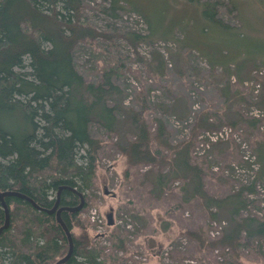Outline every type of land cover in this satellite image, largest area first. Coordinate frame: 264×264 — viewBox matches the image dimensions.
<instances>
[{"label":"rangeland","instance_id":"rangeland-1","mask_svg":"<svg viewBox=\"0 0 264 264\" xmlns=\"http://www.w3.org/2000/svg\"><path fill=\"white\" fill-rule=\"evenodd\" d=\"M82 3L84 18L98 33L108 36L118 29L134 32L141 40L132 44L121 36L111 41L99 35L92 44L79 42L73 53L79 71L86 78L98 79V69L111 65L119 55L124 66L117 80L120 90L113 100L114 131L106 132L95 119L89 123L90 133L102 140L104 149L99 153L95 184L84 193L86 206L79 217L85 226L75 224L71 232L78 237L85 231L91 242L102 248L100 259L111 253L129 256L128 264L219 263L220 245L211 250L207 243L196 244L185 232L201 226L206 237L217 239L233 226L228 208L211 206L207 211L204 200L188 195L192 192L191 185L188 194H181L180 180L164 178L166 186L162 190L157 188V169L127 164L118 146L135 136L133 111H142L151 130L156 127L155 117L160 118L173 144L189 138L196 116L203 109L217 111L226 124L201 131L192 149L195 157L203 161L206 157L210 165V173L204 178L205 190L217 197L241 185L255 184L254 192H244L250 206L241 213L264 215V185L255 177L253 155V146L264 143V107L260 106V100L264 99V73L259 72L264 67V0H82ZM213 5L216 16L228 27L205 17L204 10L209 11ZM196 30L203 35L198 36ZM205 52H209L210 58L215 55V59H207ZM252 81L259 82L257 91ZM251 119L257 122L251 124ZM233 143L241 160L225 163L222 158L226 152L234 151ZM149 189H153V194L149 195ZM92 210H96L102 223L91 221ZM107 217L116 223L108 226ZM212 219L224 221L219 234L211 233ZM128 221L131 228L126 227ZM112 239L116 244L123 239L124 246H115ZM175 252L192 256L176 259L172 256ZM200 258L205 263H200ZM239 258L242 264H264L260 254L245 247L241 248Z\"/></svg>","mask_w":264,"mask_h":264},{"label":"trees","instance_id":"trees-1","mask_svg":"<svg viewBox=\"0 0 264 264\" xmlns=\"http://www.w3.org/2000/svg\"><path fill=\"white\" fill-rule=\"evenodd\" d=\"M82 9V0H0V192L21 193L45 209L53 207L58 191L57 208L75 207L79 196L71 188L85 198V190L94 186L104 145L90 133L89 123L95 119L106 132L114 131L113 100L120 90L117 80L122 76L123 57L119 55L111 65L99 68L98 79H91L79 71L75 49L79 42L92 44L99 35L111 41L121 36L132 44L141 40L134 32L118 29L108 36L98 33L88 24ZM204 13L213 23L228 27L216 16L214 5ZM205 29L206 26L201 31ZM260 101L264 107V99ZM217 113L203 109L196 116L189 138L173 144L160 118L155 117L156 127L151 130L142 111H133L135 136L118 148L127 164L157 169V188L166 186L164 178L180 180L181 194H188L191 185L188 195L204 200L207 211L211 206L228 208L233 226L217 239L206 237L201 226L185 233L196 244L207 243L211 250L220 245L222 261L216 264H242V247L264 258V215L241 213L250 206L244 192H254L255 184L210 196L204 186L210 165L206 157L207 164L192 151L201 131L226 124ZM256 122L257 119L249 120L251 124ZM253 148L258 164L255 177L264 185V143ZM233 149L222 158L225 163L241 160L234 143ZM164 168L168 170L164 172ZM152 191L149 189V195ZM3 200L8 206L9 225L0 232V264H54L67 253L68 238L55 212L38 210L15 195H4ZM85 206L84 202L78 211H60L72 239V252L62 264H128L129 256L109 253L100 259L102 248L91 242L85 231L78 237L71 232L75 224L84 228L79 214ZM4 218L0 201V226ZM113 244L124 246V240L117 244L113 240ZM188 254L175 252L172 256L181 259ZM198 261L205 263L201 258Z\"/></svg>","mask_w":264,"mask_h":264},{"label":"water","instance_id":"water-1","mask_svg":"<svg viewBox=\"0 0 264 264\" xmlns=\"http://www.w3.org/2000/svg\"><path fill=\"white\" fill-rule=\"evenodd\" d=\"M71 189L74 192H76L78 194V196H79L78 205H76L75 207H59V208H57L58 199H59V191H58L57 195H56V201H55L53 207L50 208V209H45V208L39 207L32 199H30L29 197H27V196H25V195H23L21 193L14 192V191L0 192V201H1V205H2V208L4 210V213H5L4 223L0 226V232L3 229L7 228L8 225H9V211H8L7 204L3 200V196L4 195L8 194V195L19 196V197H22V198L26 199L27 201H29L38 210H43V211H46L48 213L55 212L56 220L58 221V223L61 224V226L64 229L65 234H66V236L68 238L69 247H68L67 253L62 258L58 259L54 264H62V263H64L66 261V259L70 256L71 252H72V239H71L70 229L66 226V224L64 223V221L60 217V211L62 209H67V210H71V211H78V210H80L83 207V204H84L83 194L81 192L77 191L75 188H71ZM104 193L107 194L108 190L104 189ZM108 223L111 224L112 222L109 220Z\"/></svg>","mask_w":264,"mask_h":264},{"label":"built area","instance_id":"built-area-1","mask_svg":"<svg viewBox=\"0 0 264 264\" xmlns=\"http://www.w3.org/2000/svg\"><path fill=\"white\" fill-rule=\"evenodd\" d=\"M262 72H264V70L262 71ZM230 129V128H229ZM227 134V133H226ZM256 164V163H255ZM257 166H258V164H256V168H257ZM90 216H91V221L92 222H96V223H102V220L98 217V215H97V212H96V210H92L91 212H90ZM117 222H120V220H118ZM222 224H224V221H215V220H213V221H211V233L213 234L214 233V229H217V230H219V228L222 226ZM131 226V223L128 221L127 223H126V227L128 228V227H130ZM131 228V227H130ZM129 228V229H130Z\"/></svg>","mask_w":264,"mask_h":264},{"label":"crops","instance_id":"crops-1","mask_svg":"<svg viewBox=\"0 0 264 264\" xmlns=\"http://www.w3.org/2000/svg\"><path fill=\"white\" fill-rule=\"evenodd\" d=\"M199 12H200V10H199ZM199 17H202V18H203V15H199ZM193 28H194V29L196 28V25H195V24L193 25ZM195 33H196L198 36H200V35H199V34H200L199 31L196 30ZM208 51H209V48H208ZM208 53H209V52H205V53H204V55H205V57H206L207 59H215V55H214V56L211 55V58H210V56L207 55Z\"/></svg>","mask_w":264,"mask_h":264},{"label":"bare ground","instance_id":"bare-ground-1","mask_svg":"<svg viewBox=\"0 0 264 264\" xmlns=\"http://www.w3.org/2000/svg\"><path fill=\"white\" fill-rule=\"evenodd\" d=\"M214 232L217 233V234H219L220 231L217 230V229H214Z\"/></svg>","mask_w":264,"mask_h":264}]
</instances>
